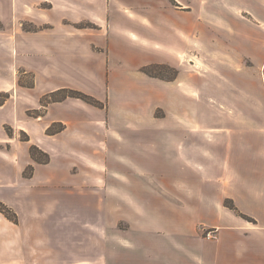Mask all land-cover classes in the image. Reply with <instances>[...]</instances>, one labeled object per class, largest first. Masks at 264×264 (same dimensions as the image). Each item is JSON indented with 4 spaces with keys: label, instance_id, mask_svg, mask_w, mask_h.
<instances>
[{
    "label": "crops",
    "instance_id": "0c3cea01",
    "mask_svg": "<svg viewBox=\"0 0 264 264\" xmlns=\"http://www.w3.org/2000/svg\"><path fill=\"white\" fill-rule=\"evenodd\" d=\"M153 62L178 77L139 70ZM69 72L101 86L104 72V106L66 98L28 117L39 87L84 89ZM0 91V201L17 214L0 212V264H102V248L104 264H264V0H0ZM58 121L60 165L23 176ZM86 211L115 219L103 240L94 225L86 243Z\"/></svg>",
    "mask_w": 264,
    "mask_h": 264
},
{
    "label": "rangeland",
    "instance_id": "374dc122",
    "mask_svg": "<svg viewBox=\"0 0 264 264\" xmlns=\"http://www.w3.org/2000/svg\"><path fill=\"white\" fill-rule=\"evenodd\" d=\"M153 63H155V62H153ZM180 63H181V65H188L187 57L186 56H182L181 59H180ZM162 64L166 65V67L164 69H162V70H158V72L161 74L160 77H162L164 81H173V80H175L178 77V74H179L178 66L177 65H170L168 63H162ZM111 65H112L113 68H117V69L122 68L121 64H119V65L111 64ZM132 67L134 68L135 66H132ZM140 68H139V70H140ZM53 74H55V73H53ZM60 74L63 77H65V79H66V75L67 74L74 75L73 79L77 80L79 82L78 83L79 86L80 87L82 86L86 90H84V89L80 90L78 87H73L72 89H77V90H80V91L83 90V92L86 91L87 93H90V94L94 95L95 97H97L98 95H103L104 94L103 92L106 89V85L104 83V74H105L104 72L101 73L102 86L99 85V83H97L94 78H90L89 79L85 75H82V73L69 72V73H65V74L64 73H60ZM120 79H121L120 75L116 74V75L113 76V79H111L110 82H116V81H118ZM168 79H171V80H168ZM160 80H162V79H160ZM18 83L19 84H26V85L31 84V86H33L34 85V74L31 73V72H24L22 70L19 71ZM31 86H29V87H31ZM60 88H62V87H60ZM57 89H59V88H57ZM57 89H54V90H51V91H55ZM45 90H47V87L46 86H41V87H39L38 91H42V93H44V94H46L48 92H51L49 90H47V91H45ZM217 90L220 91V87H217ZM0 92H8L9 93V97L11 95V93L9 91H0ZM114 96H116V94L114 93V91H112L110 93V97L112 98V104H111L112 110L114 109V104H115ZM0 98H1V96H0ZM40 98H39V102H40ZM68 98H71V97H68ZM76 99H78V98H76ZM79 100L80 99H78V101ZM103 104H104V102H103ZM44 110H45V106H43L40 103L39 106H37V108L27 110L26 114H27L28 117L38 118L39 116H43V111ZM155 114L159 115L158 111H155ZM38 119H40V118H38ZM65 127H66V125L64 123L58 121V122L50 123L45 128L44 132L38 131L37 136H38L40 142H42L43 144L47 145L50 151L49 152L46 151L44 148H42L37 143H31L29 145V147H28V153H29L30 158L32 159V162L25 167V169L23 171V176L31 177L32 175H34L35 165H46V164H49L50 162L52 164H54V165H55V163H58V165H60V161H61L60 157H61L62 153H61V151H59V148L56 145V139H58V138H56V137H58L56 134H58L61 131H63ZM48 128H50V130L54 131V132L53 133H49L47 131ZM60 128H61V130H58ZM4 129H5V132L7 134H8L7 130H9V129L11 130V134L10 135L8 134L10 137H12L14 135V128H13L12 125L4 124ZM16 134H17L18 138L20 139V141H26V142L30 141V136H29V134L26 131H24V130H19L18 131L17 130ZM46 134L47 135H54V136H50V138H49V139H51L50 143L46 142V139H47V135ZM25 135H27V137H28L27 140H24ZM59 138H60V136H59ZM31 145L37 146L41 151H43L44 153L47 154V156H48L47 162H38V161L34 160L31 157L30 151H29ZM67 154L69 155L70 160L72 159V161H74V162L79 161L78 158H77V156L79 154L76 151H68ZM40 157L43 159L45 156L41 155ZM71 163L69 164V167L72 165L73 168L70 167L69 171L70 172L77 171L79 169L78 166L75 163H73V164H71ZM93 202H97V201H93V200L86 201V208L88 207V205H91V203H93ZM103 203H104V200L100 199V205L102 207H103ZM84 218H85L84 229H85L86 243L89 240L91 241V231L94 229L93 228L94 225H96L95 227H99L100 228V230H101V239L103 240L104 236L108 235L109 227H111L116 222L115 219H111L107 215H102L100 217L98 215L93 216L92 214H90L87 211L85 212ZM112 218H114V217H112ZM119 225H120L121 228H123L125 226L123 224V222H120ZM104 230H106V231H104ZM89 255H91V251H90V249L86 248V256H89ZM105 256H106V252H104V250L102 248V253H101L102 264H104Z\"/></svg>",
    "mask_w": 264,
    "mask_h": 264
},
{
    "label": "trees",
    "instance_id": "16d2710c",
    "mask_svg": "<svg viewBox=\"0 0 264 264\" xmlns=\"http://www.w3.org/2000/svg\"><path fill=\"white\" fill-rule=\"evenodd\" d=\"M78 26L80 27H85V26H90L88 24H79ZM25 28H28L26 25H24ZM34 29V28H33ZM166 67V65L162 64V63H148L145 64L143 66H141L140 71L144 74H146L149 77H153V78H158V79H162V77H160V73L158 72V70H162ZM171 80V79H168ZM0 105L4 104V102L9 98V93L8 92H0ZM68 97L71 98H78L90 105L93 106H97V107H103L104 104L103 102H101L99 99L95 98L93 95L88 94L86 92L77 90V89H72V88H68V87H62L59 88L55 91H51L48 92L44 95L41 96L40 98V103L43 106H46L48 103L50 102H58V101H62ZM58 130H61L58 129ZM47 131L49 133H53L54 131H51L50 128L47 129ZM8 134H11V130H7ZM28 137L27 135H25L24 140H27ZM30 155L31 157L38 161V162H47L48 156L46 153H44L43 151H41L37 146L35 145H31L30 146ZM45 156L43 159L40 156ZM224 204L226 206H228L229 208L233 209L236 211V207L233 204V202L230 199H225L224 200ZM0 212L2 214H4L5 217H7L8 219H10L13 222H17V214L15 213V211L10 208L9 206H7L5 203H3L2 201H0ZM241 216H243L244 218L253 221V219L247 215L244 214H240Z\"/></svg>",
    "mask_w": 264,
    "mask_h": 264
},
{
    "label": "built area",
    "instance_id": "2783aa9c",
    "mask_svg": "<svg viewBox=\"0 0 264 264\" xmlns=\"http://www.w3.org/2000/svg\"><path fill=\"white\" fill-rule=\"evenodd\" d=\"M204 236L208 239L214 238L215 237V233L214 231L208 230L204 233Z\"/></svg>",
    "mask_w": 264,
    "mask_h": 264
}]
</instances>
